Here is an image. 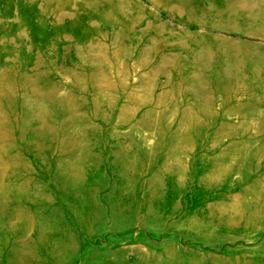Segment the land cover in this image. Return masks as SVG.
Returning <instances> with one entry per match:
<instances>
[{"label": "rangeland", "instance_id": "374dc122", "mask_svg": "<svg viewBox=\"0 0 264 264\" xmlns=\"http://www.w3.org/2000/svg\"><path fill=\"white\" fill-rule=\"evenodd\" d=\"M0 264H264V0H0Z\"/></svg>", "mask_w": 264, "mask_h": 264}]
</instances>
